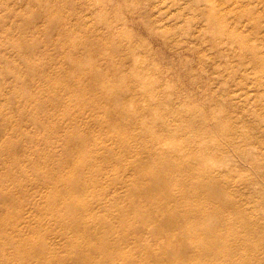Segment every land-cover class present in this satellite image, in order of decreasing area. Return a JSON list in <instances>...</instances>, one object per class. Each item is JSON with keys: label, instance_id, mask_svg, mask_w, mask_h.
Returning a JSON list of instances; mask_svg holds the SVG:
<instances>
[{"label": "rangeland", "instance_id": "374dc122", "mask_svg": "<svg viewBox=\"0 0 264 264\" xmlns=\"http://www.w3.org/2000/svg\"><path fill=\"white\" fill-rule=\"evenodd\" d=\"M68 27L74 29L70 38L62 32ZM33 40L41 46L23 55L37 69L22 76L30 85L16 84L9 74L24 73L26 61L14 46ZM44 78L55 81V87L40 85ZM0 90V195L8 189L16 195L15 202L0 199V212L17 216L20 200L34 197L42 213L28 209L23 219L31 216L32 227L43 223L53 238L60 231L55 213L65 210L64 219L72 214L64 198L93 202L81 214L88 223L112 214L98 209L101 186L67 193V179L90 182L117 173L125 187L110 195L126 193L134 184L154 186V179L142 175L159 172L149 152L176 159L177 180L201 195L189 198L192 208L211 211L232 201L264 205V0H0ZM57 95L78 119L75 128L65 108H58ZM23 111L28 112L24 117ZM73 135L85 137L92 165L104 174L84 169L86 150L76 152L82 143ZM15 156L16 171L22 173L7 175ZM207 157L224 159V171L213 172ZM38 176L53 181L41 180L33 193ZM181 183L175 177L167 180L157 190L160 199L169 191L181 193ZM235 216V221L241 218ZM129 217L134 221L135 213ZM25 228L21 238L47 234ZM250 230L245 228L242 237ZM79 234L69 233L73 240ZM153 236L180 238L148 235ZM73 240L57 237L50 249L66 256ZM89 241L94 239L84 248ZM261 243L256 248L264 250V238ZM12 248L7 253L16 251ZM125 252L142 256L131 245Z\"/></svg>", "mask_w": 264, "mask_h": 264}, {"label": "bare ground", "instance_id": "6f19581e", "mask_svg": "<svg viewBox=\"0 0 264 264\" xmlns=\"http://www.w3.org/2000/svg\"><path fill=\"white\" fill-rule=\"evenodd\" d=\"M193 1L203 3L205 0ZM62 30L67 37H72L74 29L68 27L62 28ZM32 31L37 33L38 29H32ZM35 33L32 36H35ZM50 41L48 39L45 42L50 43ZM40 46L41 43L37 40L14 46L13 50L16 54L26 61L24 73L22 70L16 69V72L9 74V76L11 74L14 76L16 84H28L29 82L22 78L23 74H34L37 69V66L30 63L27 57L23 55L24 51H35ZM2 78L3 82L6 83L8 77L3 76ZM31 78L36 79L33 75ZM33 81L36 80H31V82ZM38 82L40 85L48 84L55 87V81L49 78L41 79ZM2 96L3 93L0 92V97ZM55 98L58 108H65V114L71 118V127L75 128L78 119L76 116H72L71 110L63 103L61 96L57 95ZM26 113L28 112L23 111L21 115L24 117ZM46 113L47 111H45ZM37 124L41 125V121L39 120ZM240 127L238 124L235 125L237 131L238 129L240 131ZM73 138L82 143L81 148L76 149V152L83 153L87 148V140L84 136L73 135ZM176 151L184 152L185 150L184 148H177ZM176 151L172 152L175 153ZM84 154L86 155L82 162L84 169L89 167L93 172L99 169V172L105 173V171L92 165L93 160L87 150ZM158 154L157 157H154L153 152H149L150 161L159 169V172L154 175L142 172L143 177L154 179V186L145 183L134 184L128 187L126 193L110 195L109 192L112 189L125 187L124 177H120L117 173L114 176L108 175L106 177L104 175L93 178L90 182L72 176L63 183V186L67 187L65 189L67 193H79L92 185H99L104 195L100 194L95 198L96 203L99 204L98 209L104 212L112 210V214L114 212L113 207H116L117 210H115L116 215L111 214L107 219L93 215L91 222L88 223V219L85 220L81 214L88 208L90 209L94 205L93 202L64 198L62 202L67 209L66 211H72V214L70 218L64 219L65 210L55 213L54 224L60 227L57 237L64 241L65 239L67 241L73 240L71 239L73 235L70 236L69 233L81 232L77 239L73 240L74 249L70 250L66 256L50 249L57 237L53 238L50 235L52 230L49 227L46 228L43 223L32 227L33 218L31 216L28 220L23 219L28 209L34 208L37 213H42V208L34 197L20 200L21 208L17 216H13L12 212L9 215H3L0 212V264H21V262L29 264L26 261L31 262L33 260L41 264H70L69 260L74 264H91L95 259L99 261L97 264H264V250L256 248L264 238L261 237L264 232H262L264 222L261 223V220L264 219V205L257 201L255 203L249 201L248 204L232 201L227 204L221 203L217 209L211 211L202 210L200 207L192 208L189 198L191 196L201 197L200 192L184 189L186 181L181 183L176 177L178 173L176 171L178 166L176 159L166 158L162 152ZM211 159L207 157L205 160L211 170L215 173L223 172L227 162L221 158ZM11 160L13 162L11 167L5 168L9 173L7 175H12L11 173L16 171L18 166L16 156ZM21 171L24 174L27 173L26 170L21 169ZM18 173L22 172L18 171ZM2 177L3 174L0 173V182ZM174 177L183 186V191L181 193L169 191L160 199L162 194L157 191L158 188H163L165 182L174 179ZM36 180L33 188H31L33 193L38 191L36 190L38 182L47 181L50 183V180L53 181L51 177L43 178L41 176H38ZM108 194V199L103 201L102 198L107 197ZM125 197L129 199L127 204H125ZM122 198L124 199L122 200ZM0 199L11 203L15 202L16 195L8 189L3 191ZM52 208L49 206V209ZM224 210L227 211L226 214ZM134 213L137 219L134 218V221L131 222L129 216ZM237 213L241 218L235 221L234 218ZM117 217L119 220H115ZM125 218H128V221L125 222ZM200 223L204 225H200ZM25 227L27 231L32 233L45 230L48 235L45 234L39 239H33L29 235L21 238ZM87 227L89 228L86 229ZM91 227H94V230L90 231ZM247 227H251L252 230L247 237H242L243 231ZM149 234H159L164 237L173 234L179 235L180 238L178 240H158L154 236L148 237ZM91 238L94 239V242L89 241L88 246L84 248L87 240ZM125 245H131L136 251L141 252L142 256L134 257L131 253H126ZM7 247H13L12 249H16V251L7 253ZM22 248H26V254L20 251Z\"/></svg>", "mask_w": 264, "mask_h": 264}]
</instances>
